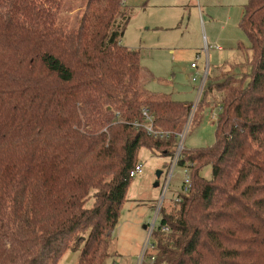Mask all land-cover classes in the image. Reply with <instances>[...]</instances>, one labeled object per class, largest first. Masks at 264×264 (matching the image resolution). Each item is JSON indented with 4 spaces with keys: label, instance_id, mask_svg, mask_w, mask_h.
I'll return each instance as SVG.
<instances>
[{
    "label": "trees",
    "instance_id": "1",
    "mask_svg": "<svg viewBox=\"0 0 264 264\" xmlns=\"http://www.w3.org/2000/svg\"><path fill=\"white\" fill-rule=\"evenodd\" d=\"M66 1L0 0V264H58L70 249L108 264L139 150L174 155L191 109L145 90L123 44L127 0H83L73 26L59 22ZM245 6L250 72L215 83V143L184 150L190 189L161 208L152 264H264V0Z\"/></svg>",
    "mask_w": 264,
    "mask_h": 264
},
{
    "label": "rangeland",
    "instance_id": "2",
    "mask_svg": "<svg viewBox=\"0 0 264 264\" xmlns=\"http://www.w3.org/2000/svg\"><path fill=\"white\" fill-rule=\"evenodd\" d=\"M82 1L67 0L66 11L60 14L59 22L73 26L70 23L73 24L78 18L76 9L82 6ZM247 2L127 0L134 12L125 31L123 44L139 51L141 69L151 75L145 82V90L150 95L195 103L205 66L210 65L211 77L220 73L216 79L208 78L199 106V112L204 113V117L199 121L196 118L198 122L193 124L184 143L186 150H198L215 143L216 122L210 121L209 113L222 97L217 87L214 88L215 83L223 79L222 75L230 67L243 62L244 58V63L237 64L239 67L236 72L239 76L250 72L248 63L256 53H253L251 43L240 27ZM192 63L197 68L192 69ZM138 158L143 173L133 177L128 188L112 235L114 258L108 264H139L149 226L162 196V185L171 157H161L147 148H141ZM159 171L162 174L158 179ZM185 171L186 168L179 165L174 171L163 202V206L168 207L167 211L172 210L173 204L170 203L182 193V183L187 180ZM201 173L210 180L213 169L206 166ZM156 183H159L158 187ZM154 242L151 237L150 245ZM155 254L154 248L149 249L143 264L146 261L151 263L150 258ZM79 255V251L66 250L58 264H77Z\"/></svg>",
    "mask_w": 264,
    "mask_h": 264
},
{
    "label": "built area",
    "instance_id": "3",
    "mask_svg": "<svg viewBox=\"0 0 264 264\" xmlns=\"http://www.w3.org/2000/svg\"><path fill=\"white\" fill-rule=\"evenodd\" d=\"M192 67H196L194 63H192ZM208 79V72H207V69L204 70L203 74H202V80L201 81V85L199 87V90H198V98L197 100L195 101V103H192L191 105V109H190V112H189V115H188V119H187V122L186 124L184 125L183 129L178 133L177 135V139H178V145L176 147V150L174 151V155L171 156V161L169 162L168 164V169L166 171V174H165V177H164V181H163V185H162V188H163V191H162V196H161V199L159 200V203H158V206L156 208V214L152 220V223L150 224L149 226V229H148V237H147V240L143 246V249H142V252H141V255H140V259H139V264H143L144 262V259H145V255L147 254L148 250L149 249H152L154 248V245H150L149 243V240L151 237H153V234L156 230V227L158 225V219H159V216H160V211H161V208L163 207V202H164V199H165V192L168 188L169 185H171L170 183L172 182V179H173V176H174V171L176 170V167L179 165V161L182 159L183 157V152L185 150V146H184V143H185V140H186V137L188 136L190 130H191V127H192V123H193V119H194V115H195V112L197 110V107H198V104L201 100V95H203V92L205 90V87L207 85V80ZM220 112H222V107L220 105V103L215 106L212 111H210L209 115H210V118L214 121H218L219 119V114ZM144 116H145V119L146 121H151V116L149 115L148 111L147 110H144L143 112ZM139 124L136 123V126H138ZM149 134L150 133H154V135H159L160 137H163V136H167L168 134H164V133H157V132H154L152 130V127H148L147 128ZM186 168V175H187V180L185 182L182 183V193L183 194H187L189 192V189H190V185H191V177H190V170L188 169V167H185ZM143 173V167L140 163L136 164L134 169L131 171L130 173V176L133 178L135 177L136 175H140ZM165 231H167L166 229H164ZM151 261L154 260V257H151L150 258Z\"/></svg>",
    "mask_w": 264,
    "mask_h": 264
},
{
    "label": "crops",
    "instance_id": "4",
    "mask_svg": "<svg viewBox=\"0 0 264 264\" xmlns=\"http://www.w3.org/2000/svg\"><path fill=\"white\" fill-rule=\"evenodd\" d=\"M244 61H245V58H244ZM244 61L243 62H241V63H236V65L237 64H242V63H244ZM209 66L210 65H207V66H205V68L207 69V72H208V78H210L211 76H210V74H209ZM191 68L192 69H195V68H197V66L194 68V67H192V64H191ZM227 70V69H226ZM141 72H142V83L143 84H146L145 82L148 80V79H150L151 78V75L148 73V72H146V71H143L142 69H141ZM203 74V73H202ZM220 74V73H219ZM219 74H217V75H215V76H213V77H211V78H215L216 79V77H219L220 75ZM187 79H189V76H187ZM208 80V79H207ZM209 81V80H208ZM207 88V87H206ZM213 88V87H212ZM214 88H215V86H214ZM209 118H210V115H209ZM210 121H212V122H217V121H214V120H212L211 118H210Z\"/></svg>",
    "mask_w": 264,
    "mask_h": 264
},
{
    "label": "water",
    "instance_id": "5",
    "mask_svg": "<svg viewBox=\"0 0 264 264\" xmlns=\"http://www.w3.org/2000/svg\"><path fill=\"white\" fill-rule=\"evenodd\" d=\"M161 174H162L161 171H159V172L157 173V178H158V179L160 178ZM155 186L158 187V186H159V183H156ZM144 228H146V226H144Z\"/></svg>",
    "mask_w": 264,
    "mask_h": 264
}]
</instances>
